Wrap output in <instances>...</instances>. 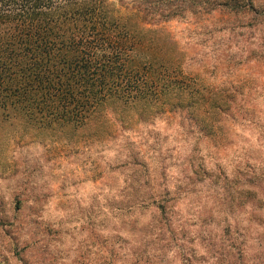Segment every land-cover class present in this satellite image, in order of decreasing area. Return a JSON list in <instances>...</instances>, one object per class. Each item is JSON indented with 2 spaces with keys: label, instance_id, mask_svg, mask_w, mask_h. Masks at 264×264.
Segmentation results:
<instances>
[{
  "label": "rangeland",
  "instance_id": "rangeland-1",
  "mask_svg": "<svg viewBox=\"0 0 264 264\" xmlns=\"http://www.w3.org/2000/svg\"><path fill=\"white\" fill-rule=\"evenodd\" d=\"M194 10L163 26L230 108L81 141L2 125L0 264H264V0Z\"/></svg>",
  "mask_w": 264,
  "mask_h": 264
},
{
  "label": "trees",
  "instance_id": "trees-1",
  "mask_svg": "<svg viewBox=\"0 0 264 264\" xmlns=\"http://www.w3.org/2000/svg\"><path fill=\"white\" fill-rule=\"evenodd\" d=\"M256 2L0 0V128L81 141L110 113L122 122L187 114L212 128L231 105L186 72L185 52L163 24L197 8Z\"/></svg>",
  "mask_w": 264,
  "mask_h": 264
}]
</instances>
